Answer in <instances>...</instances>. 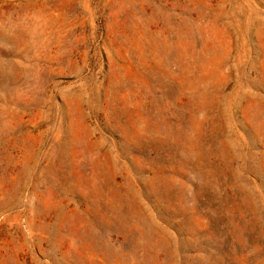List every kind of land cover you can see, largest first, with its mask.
I'll return each mask as SVG.
<instances>
[{"label": "rangeland", "instance_id": "rangeland-1", "mask_svg": "<svg viewBox=\"0 0 264 264\" xmlns=\"http://www.w3.org/2000/svg\"><path fill=\"white\" fill-rule=\"evenodd\" d=\"M0 264H264V0H0Z\"/></svg>", "mask_w": 264, "mask_h": 264}]
</instances>
